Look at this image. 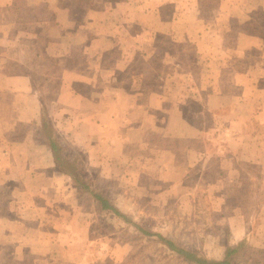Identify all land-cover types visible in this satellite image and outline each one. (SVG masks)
Masks as SVG:
<instances>
[{
  "label": "crops",
  "instance_id": "0c3cea01",
  "mask_svg": "<svg viewBox=\"0 0 264 264\" xmlns=\"http://www.w3.org/2000/svg\"><path fill=\"white\" fill-rule=\"evenodd\" d=\"M240 3L241 9L236 10L237 16L243 17L239 25L217 33L199 16L197 8L201 5L197 0H0V184L11 178L20 183L35 177L49 184L55 177L52 174L57 169L47 141L48 158L34 159L27 166L24 159V153L36 147L33 135L41 136L43 100L35 89L32 71L38 62H44L43 73L41 68L36 69L39 78H59L57 110L69 114L63 118L80 129L78 135L85 142L96 130L104 134L103 140L114 134L115 141L120 137L124 142H142L148 128L155 126L164 135L196 138L200 148L215 142L217 135L227 134L233 145L226 143L218 149L214 144L220 168L236 170L243 159L262 162L257 153L264 158V141H257L258 152L253 156L248 147L252 144L250 137L264 140V62L260 59L252 64L251 59L233 73V79L226 80L223 62L211 55L202 56V46L211 48L218 43H210L216 38L222 42L225 55L248 52L241 46L232 52L236 44L230 45L239 36L264 40V27L253 13L260 5L264 7V0ZM231 8L223 3L216 8L221 13L214 10L211 16L216 25L224 22V11L228 23L233 20L234 16H229ZM78 13L82 14L81 21L76 18ZM233 32L240 35L230 37ZM169 41L173 45L190 44L191 57L187 55L181 61L180 50H170ZM228 57L231 55L225 60ZM212 59L217 60V66ZM80 85L86 89H78ZM217 86L239 88L236 93L225 90V98L232 102L225 125H219L215 117L220 104L213 96L222 92L213 91ZM242 101L251 105L249 111L239 110ZM257 103L259 110L253 112ZM191 104L199 107L194 109ZM206 118L210 119L208 123ZM252 118L261 126L250 128ZM124 132L130 133V138L122 135ZM25 166L29 168L27 174L21 170ZM21 195L22 199L45 198L42 192L30 190ZM41 205L33 201L26 207L23 203L0 207V264H56L52 249L55 239L52 248L44 251L43 243L50 245V240L25 237V211L38 214L40 220L33 228L38 229L46 201ZM12 212L16 217H10ZM68 226L62 223L52 236L59 240L69 235ZM66 262L73 264L71 260Z\"/></svg>",
  "mask_w": 264,
  "mask_h": 264
},
{
  "label": "rangeland",
  "instance_id": "374dc122",
  "mask_svg": "<svg viewBox=\"0 0 264 264\" xmlns=\"http://www.w3.org/2000/svg\"><path fill=\"white\" fill-rule=\"evenodd\" d=\"M197 1L199 6L201 5L197 8L198 12L200 11L199 16L207 20L205 23L217 33L230 25L236 26L243 18L238 17L236 13V10L241 9V0H231L236 1L234 5L230 4L229 0ZM223 3L231 5L229 16L234 17L228 23L224 11V22L216 25L215 18L211 15L214 10L221 13L222 10L216 8ZM253 13L259 19L260 26L264 27V7L260 5ZM76 18L81 21L82 14ZM234 36L235 32L230 35ZM214 42L218 43L211 48L202 46V56L211 55L223 62L228 77L226 80L233 79V73L243 67L244 63L249 64L251 59L252 64L260 59L264 62L263 39L237 37L234 44L230 45L233 47L236 44L232 52L237 46L248 48V52L236 51L234 55L228 54L231 55L228 60H225L228 55L223 53L225 49H221L222 42L216 38L210 43ZM173 44L169 41L167 46L170 50H180L181 61L186 59L187 55L191 57L193 49L190 44ZM28 46L31 47L29 42ZM217 60H213L215 66L218 65ZM38 68H41L40 73H43L44 62L34 63L32 71L35 74V89L43 100L46 124L51 126V135L62 147L64 162L74 166L79 181L56 169V173L52 174L55 177H51L49 184L40 178L37 180L36 177L29 182L20 183L11 178L10 181L0 184V207H13L15 203H23L26 207L27 203L33 201L43 205V201H46V205H41L44 211L41 214L42 224L38 229H33L34 224L37 225L40 220L38 214L25 211V237H36L43 242L50 240V245L43 243L44 251H47L48 247L52 248L55 242L52 239H55L56 243L52 249L56 264L61 261L65 264L66 260H71L73 264H190L157 235H146L135 224L124 221L110 210L102 209L99 202L93 198L92 191L105 196L111 205L125 213L129 220L139 227L173 239L178 246L200 256L221 259L228 241L231 246L238 248L232 257L234 264H264V158L260 157L255 146L257 141L263 142V139L250 137L252 144L248 147V153L252 156L259 154L262 162L243 159L236 170L227 167L221 169L216 163L218 154L215 146L219 149L222 145L226 146V143L233 145L232 138L227 134L217 135L215 142L211 141L212 143H208L210 145L200 148L196 138L164 135L155 126L154 129L148 128L142 142H124L115 135L118 137L117 143L113 138L114 134L105 137L108 140H103L104 134L98 133L99 130L85 142L78 135L80 129L63 118L69 114L64 115L65 111L57 110L55 93L59 78H39V72L36 71ZM46 73H50L49 70ZM78 89L85 90L86 86L80 85ZM228 89L231 88L217 86L213 89L214 92L222 91L213 96L216 103L218 101L220 104H214L217 106L215 117L219 125H225L232 109V102L225 98V90ZM231 90L236 93L239 88L234 87ZM255 96L258 101L260 97H257V93ZM250 106L242 101L238 108L246 112L250 110ZM259 106L260 103H257L251 110L254 112ZM191 107L195 109L199 105L191 104ZM209 121L210 119L206 118V123ZM249 126L254 129L261 124L258 119L255 121L252 118ZM122 135L129 138L131 136L128 132ZM33 138L36 147L24 153L26 166L34 159L42 161L48 158L45 152V134L41 132V136L33 135ZM243 144L246 149L245 141ZM26 166L21 168L23 174L29 172ZM46 169L50 174L49 168H44V172ZM83 184L86 188L81 186ZM26 190L42 192L46 199H22L21 193ZM15 194L17 198L13 199ZM10 214L11 218L12 215L16 217L15 213ZM62 223L69 224V235L57 240L51 233L57 232L55 230L61 228ZM53 225L57 226L54 230L46 229ZM65 242L69 244L68 247ZM65 253L66 257L63 256Z\"/></svg>",
  "mask_w": 264,
  "mask_h": 264
},
{
  "label": "trees",
  "instance_id": "16d2710c",
  "mask_svg": "<svg viewBox=\"0 0 264 264\" xmlns=\"http://www.w3.org/2000/svg\"><path fill=\"white\" fill-rule=\"evenodd\" d=\"M46 114H43V105L41 109V127L40 130L45 134V139L48 143V146L51 150L53 161H54V167L59 170L64 172L65 174L70 175L74 180L79 181V178L77 175H75V169H73V165L70 167L67 165V162H64L62 154H61V146L58 144L57 140L51 135V129L50 127L46 124L45 121V116ZM53 128V127H52ZM86 188V185H81ZM93 198L97 200L101 206L102 209H107L113 212L116 216H119L122 218L124 221L135 224L137 228L143 232L146 235H157L159 239L165 243L171 250L175 251L178 255H180L183 259H185L188 263L190 264H234L232 261L233 255H235L238 251L237 246H231L228 241L226 242L225 245V254L221 259H215V258H206L204 256L198 255L196 252L189 251L183 247L178 246L173 239L167 238L163 236L162 234H154L142 227H139L136 223L133 221L129 220L130 218L120 211L117 207L113 206L110 204L108 199L103 196L101 193L92 191Z\"/></svg>",
  "mask_w": 264,
  "mask_h": 264
}]
</instances>
